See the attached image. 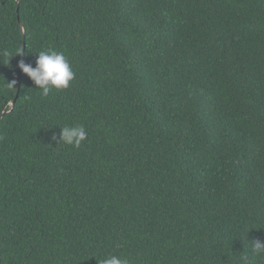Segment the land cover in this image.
<instances>
[{
  "label": "trees",
  "instance_id": "16d2710c",
  "mask_svg": "<svg viewBox=\"0 0 264 264\" xmlns=\"http://www.w3.org/2000/svg\"><path fill=\"white\" fill-rule=\"evenodd\" d=\"M0 116V264H264V0H0Z\"/></svg>",
  "mask_w": 264,
  "mask_h": 264
},
{
  "label": "clouds",
  "instance_id": "9594fccd",
  "mask_svg": "<svg viewBox=\"0 0 264 264\" xmlns=\"http://www.w3.org/2000/svg\"><path fill=\"white\" fill-rule=\"evenodd\" d=\"M16 53H21V51L17 50ZM37 53L35 66L21 59L18 62V68L31 79L36 87L42 90L44 96H47L52 88L57 90L68 88L70 82L75 78V72L65 54L54 49L42 50ZM15 84L16 81L13 80L9 86ZM60 129L58 143L63 141L67 145L79 148L88 137L84 125L63 126ZM53 137L56 139L55 136ZM251 249L255 254H264V241L253 239ZM241 259L247 264L246 256L242 255ZM98 264H130V261L126 257L109 254L98 259Z\"/></svg>",
  "mask_w": 264,
  "mask_h": 264
},
{
  "label": "water",
  "instance_id": "95a60500",
  "mask_svg": "<svg viewBox=\"0 0 264 264\" xmlns=\"http://www.w3.org/2000/svg\"><path fill=\"white\" fill-rule=\"evenodd\" d=\"M20 24H21V26L23 27V24L21 23V21H20ZM25 47V46H24ZM21 75H22V72H21V70H20V73H19V78H21ZM20 85V84H19ZM16 100H17V97L13 100V104L16 102ZM0 119H2V116H0Z\"/></svg>",
  "mask_w": 264,
  "mask_h": 264
}]
</instances>
